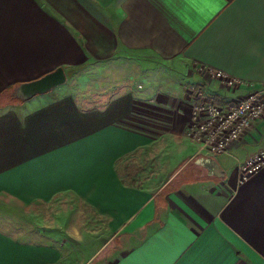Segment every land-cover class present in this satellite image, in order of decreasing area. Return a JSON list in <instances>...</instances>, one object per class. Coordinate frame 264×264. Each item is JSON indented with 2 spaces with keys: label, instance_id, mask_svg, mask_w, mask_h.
Returning <instances> with one entry per match:
<instances>
[{
  "label": "crops",
  "instance_id": "obj_1",
  "mask_svg": "<svg viewBox=\"0 0 264 264\" xmlns=\"http://www.w3.org/2000/svg\"><path fill=\"white\" fill-rule=\"evenodd\" d=\"M90 65L116 82L92 99L57 87L0 107V264H264V168L242 184L236 171L264 150V117L214 157L186 136L188 86L224 102L264 90V0H0V93ZM121 67L168 82L134 89ZM135 160L169 174L153 193L127 180ZM60 198L98 227H24L10 213Z\"/></svg>",
  "mask_w": 264,
  "mask_h": 264
},
{
  "label": "built area",
  "instance_id": "obj_2",
  "mask_svg": "<svg viewBox=\"0 0 264 264\" xmlns=\"http://www.w3.org/2000/svg\"><path fill=\"white\" fill-rule=\"evenodd\" d=\"M211 80L230 90L243 86L241 80L230 78L221 70L198 68ZM199 87V86H196ZM191 99V120L186 136L200 145L208 156L228 153L232 143L238 141L251 126L264 117V90L250 91L244 97L227 101L224 106L214 102L207 89L188 88ZM264 168V150L237 162V182L242 184Z\"/></svg>",
  "mask_w": 264,
  "mask_h": 264
},
{
  "label": "rangeland",
  "instance_id": "obj_3",
  "mask_svg": "<svg viewBox=\"0 0 264 264\" xmlns=\"http://www.w3.org/2000/svg\"><path fill=\"white\" fill-rule=\"evenodd\" d=\"M150 71L152 72L149 73L151 78L150 86H148L149 84H146V78L143 75L144 73H135L133 68L121 67L118 75L123 74L131 77L132 87L134 89H137L138 85H140L141 88L143 87V89H146L149 87L157 86L160 83L165 84L166 82H168L165 77L163 78L158 75L157 69L153 68ZM66 74L68 76L67 83L66 85L60 86V88H67L75 95L80 94L81 96H83V94H86L88 96H91L90 99H92V96L96 92H99L101 88L109 86L110 82L113 81L114 84L116 83L114 80L109 79V69L100 71L99 69H95L92 65L78 69L74 68L71 70H66ZM193 86L195 88L207 89V87H205L204 85ZM188 88L190 87L188 86ZM3 98L8 100L7 96ZM214 102L219 106H224V104H226L223 100L216 98V96H214ZM8 107L12 108L14 107V105L11 104L8 105ZM199 151L204 152L200 148ZM135 156H137V154H135ZM134 162L135 168L133 171H131V173H128L127 180L132 181V183L137 185H150L148 189L149 193H153L154 191H156L157 187L161 185L165 178H167L169 175L168 173L164 172H141L142 169L137 168V165L140 164V161L135 160ZM10 213L15 214L16 219L21 220L19 221V223H21V225H23L24 227L43 229L48 225H53L54 227L64 226L65 228L69 229L71 228V226L76 225L79 228L80 232L83 233L85 231H93L99 225V222L95 220L96 215L92 210H84L82 206H78V204H76L71 199L63 200L62 198H60L52 205H33L31 207H26V209L23 211L12 210ZM61 238L62 240H68V242H71V244H76V242H74L68 236L64 238L59 236V239ZM84 255L87 257L88 253H83L82 256Z\"/></svg>",
  "mask_w": 264,
  "mask_h": 264
},
{
  "label": "water",
  "instance_id": "obj_4",
  "mask_svg": "<svg viewBox=\"0 0 264 264\" xmlns=\"http://www.w3.org/2000/svg\"><path fill=\"white\" fill-rule=\"evenodd\" d=\"M67 83V75L63 68L58 67L39 78L14 85L7 93L10 103H24L35 96L45 95L57 87ZM211 160V159H210ZM220 175L219 172H215Z\"/></svg>",
  "mask_w": 264,
  "mask_h": 264
},
{
  "label": "trees",
  "instance_id": "obj_5",
  "mask_svg": "<svg viewBox=\"0 0 264 264\" xmlns=\"http://www.w3.org/2000/svg\"><path fill=\"white\" fill-rule=\"evenodd\" d=\"M14 86V85H13ZM13 86H10L8 88H6L4 91H2L0 93V107H4L6 105H11L13 103H10L7 99H4L3 97L7 96L6 94L8 93V91L13 87ZM3 98V100H2Z\"/></svg>",
  "mask_w": 264,
  "mask_h": 264
},
{
  "label": "snow or ice",
  "instance_id": "obj_6",
  "mask_svg": "<svg viewBox=\"0 0 264 264\" xmlns=\"http://www.w3.org/2000/svg\"><path fill=\"white\" fill-rule=\"evenodd\" d=\"M216 0H189V3L192 4H202L206 7H210Z\"/></svg>",
  "mask_w": 264,
  "mask_h": 264
}]
</instances>
